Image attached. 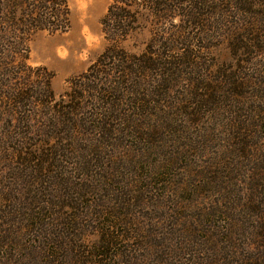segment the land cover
I'll list each match as a JSON object with an SVG mask.
<instances>
[{"label":"rangeland","instance_id":"374dc122","mask_svg":"<svg viewBox=\"0 0 264 264\" xmlns=\"http://www.w3.org/2000/svg\"><path fill=\"white\" fill-rule=\"evenodd\" d=\"M67 1L69 31L40 32L29 43V66L54 75L58 97L72 91L71 81L111 44L102 21L113 0ZM142 3L141 29L122 47L141 55L155 39L153 51L175 56L174 75L166 76L172 85L161 87L155 80L147 85L155 92L144 105L138 103L149 114L138 130L126 127L119 142L83 143L67 158L53 154L56 167L46 164L39 171L37 158L0 150V264H47L53 227L63 230L66 217L74 214L88 223L90 209L95 219L81 229L87 247L108 239L106 225H117L110 230L120 235L106 264H241L240 254L251 251L237 248L255 247L252 230L259 213L249 215L246 204L249 193L264 198V0H181L174 15L152 13ZM159 37L178 40L176 47L185 41L195 57L188 48L185 55L171 52ZM234 75L250 82L240 95L230 90ZM161 90L164 96L156 97ZM233 171L238 179L230 178ZM43 205L51 211L44 218L49 230L38 221ZM73 205L79 209L68 207ZM63 233L65 249L75 233ZM79 259L66 261H84L83 253Z\"/></svg>","mask_w":264,"mask_h":264},{"label":"trees","instance_id":"16d2710c","mask_svg":"<svg viewBox=\"0 0 264 264\" xmlns=\"http://www.w3.org/2000/svg\"><path fill=\"white\" fill-rule=\"evenodd\" d=\"M142 1L150 5L147 9L149 8L152 13L156 11L157 14L171 10V15H174L178 12V6L182 5L181 0H113L102 21L103 32L110 41V46L87 72L71 81L72 91L58 97L51 84L54 75L46 67L29 66V43L34 35L40 32L55 35L69 31L71 12L68 1L0 0V150L2 148L9 152L16 150L27 154L28 157L37 158L39 171H42L46 164L51 168L57 166L53 154L67 158L76 154L83 143L102 139L119 142L118 136L124 134L126 127L139 129L140 124L149 114H145L138 103L142 102L144 105L148 101L147 98L155 92L147 88V85L155 81H158L161 87L163 84L172 85L173 82L170 78L166 79V76H169V73L174 75L171 69L175 65L172 60L175 56L167 54L163 56L156 53V50L153 51L157 46L155 39L151 40L150 45L141 55L129 53L122 47V43L135 30L141 29L139 17L144 8ZM171 1L174 5L170 7ZM238 9L254 13L253 8ZM160 38L166 39L165 44L171 52L183 50L185 55L186 49L190 48L185 41L181 43V47H176L178 40H168L164 37L158 39ZM243 48L246 49V45H243ZM256 50L260 48L257 46ZM189 52L194 58L195 54H192V50L189 49ZM34 72L39 73L38 80H31ZM162 78H165L166 83H163ZM238 78V75L229 76L230 87L232 86L230 90L237 89L240 95L248 89L244 86L248 87L250 82H244L243 79L238 81ZM203 82L209 84L205 78ZM167 89L169 88L166 87L164 91ZM239 90H242V93ZM260 91L264 94V90ZM159 92L161 94L155 95L156 97L164 96L163 90ZM135 94L143 98H134ZM124 106L127 109H124ZM2 121L4 125L1 126ZM4 129L6 133L3 137L1 131ZM95 150L98 151V148L96 147ZM50 157L55 161L48 163ZM231 174L230 178L238 179L237 171ZM237 186L236 195L242 197L243 190L239 185ZM246 206L249 215H254L255 211L259 213L256 215L259 222L254 223L252 230L255 247L251 248L247 243L237 248L251 251L240 254L244 259L241 264H264V198L254 199L253 192L249 193ZM68 207L74 211L79 209L74 205ZM49 212L51 211L48 205H43L39 214L41 218L38 219L48 230L44 218ZM103 216L106 214L102 212ZM88 217L90 221L84 223L82 220L85 217L69 215L63 224L64 231L61 227L60 230L53 227L54 231L50 232L53 234V241L46 242V249H51L47 264H106L107 254L116 248L120 238L119 234L110 230L117 225H106L104 233L108 239L105 237L98 247L89 248L85 245L87 239L81 229L94 221L91 209ZM5 219L4 212L2 222ZM36 223H33V226ZM73 230L74 241L64 249L65 238H61V235L66 236L63 232ZM227 241L235 249L232 235H228ZM54 248L57 249L56 252L52 251ZM79 253H83L84 261L73 263L66 261L67 256L72 260L75 257L80 260ZM93 257L100 260H89ZM240 257L238 256V259Z\"/></svg>","mask_w":264,"mask_h":264}]
</instances>
